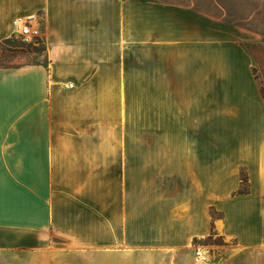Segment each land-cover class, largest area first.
<instances>
[{
  "label": "crops",
  "instance_id": "crops-1",
  "mask_svg": "<svg viewBox=\"0 0 264 264\" xmlns=\"http://www.w3.org/2000/svg\"><path fill=\"white\" fill-rule=\"evenodd\" d=\"M32 14L46 61L0 67V264L8 252L23 264H184L190 246L187 264L198 247L212 264H264V97L248 31L172 0H0V42ZM137 100L233 111L237 138L190 150L160 139L136 155L125 117Z\"/></svg>",
  "mask_w": 264,
  "mask_h": 264
},
{
  "label": "rangeland",
  "instance_id": "rangeland-1",
  "mask_svg": "<svg viewBox=\"0 0 264 264\" xmlns=\"http://www.w3.org/2000/svg\"><path fill=\"white\" fill-rule=\"evenodd\" d=\"M172 1L192 4L248 31V40L243 41L242 45L249 51V59L253 62L252 71L264 97V0ZM40 61L45 62L46 58L44 44L39 40L28 43L20 35H13L0 42V67H17ZM222 103L223 101L217 100L215 106L218 108ZM136 104V111H128L129 120L125 117L126 133L128 138L136 143V155L149 154V145L160 139L179 138L185 142L184 150H190L186 145L193 139L211 137L226 141L237 138V133H234L235 126L229 123L230 117L225 116L233 111H143V101L137 100ZM249 191V175L247 168L243 166L240 169V186L237 192L244 194ZM216 241L219 242V238H216ZM192 250L190 246L184 251V264H187V254H191ZM208 252L212 264L211 253ZM3 258L6 264H23L25 255L20 252H8Z\"/></svg>",
  "mask_w": 264,
  "mask_h": 264
},
{
  "label": "built area",
  "instance_id": "built-area-1",
  "mask_svg": "<svg viewBox=\"0 0 264 264\" xmlns=\"http://www.w3.org/2000/svg\"><path fill=\"white\" fill-rule=\"evenodd\" d=\"M15 26L25 42L34 43L41 37L39 20L35 14L18 19ZM70 87H73V84H70ZM194 264H211L209 252L202 248H196L194 251Z\"/></svg>",
  "mask_w": 264,
  "mask_h": 264
}]
</instances>
